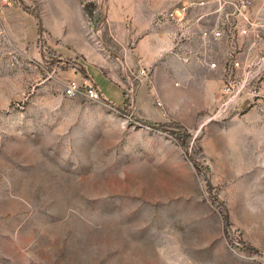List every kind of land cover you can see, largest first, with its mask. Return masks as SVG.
I'll list each match as a JSON object with an SVG mask.
<instances>
[{"label":"rangeland","instance_id":"obj_1","mask_svg":"<svg viewBox=\"0 0 264 264\" xmlns=\"http://www.w3.org/2000/svg\"><path fill=\"white\" fill-rule=\"evenodd\" d=\"M13 4L45 33L0 22V264H264V40L229 48L262 75L224 113L229 51L207 72L125 58L119 8L139 0ZM91 44L125 103L95 69L119 105L64 95Z\"/></svg>","mask_w":264,"mask_h":264},{"label":"built area","instance_id":"obj_2","mask_svg":"<svg viewBox=\"0 0 264 264\" xmlns=\"http://www.w3.org/2000/svg\"><path fill=\"white\" fill-rule=\"evenodd\" d=\"M15 1L0 0V4L11 6ZM209 6H211L208 9L209 12H200L198 16H190L191 10L208 8ZM253 10L254 0L185 1L172 10L160 13L155 19V24L165 25L171 23L175 26L176 31L174 33L173 46L169 54H172L184 64H199L213 70L218 67V63L211 61L212 56L208 52V47L212 43L228 38L230 48H233V51L236 50L237 52V39L239 37L250 38L251 36H255V42H252V49L264 40V38L260 37V30L264 29V5L262 10L252 18L251 14ZM211 15L214 18L213 25L200 32V44L203 52H195L186 43L191 41L195 36V26ZM230 51L228 56L230 55L231 59L226 61L224 69L225 81L223 93L227 97V100L223 102L220 108L224 113L236 103L242 91L248 86L255 84L262 75V70L258 69L253 73L251 64H243L232 55L233 53L230 54ZM141 74L145 80L151 78V70L148 68H142ZM77 94H83L92 101L106 98L88 74H85L82 80L70 81L64 89L66 97H74Z\"/></svg>","mask_w":264,"mask_h":264},{"label":"crops","instance_id":"obj_3","mask_svg":"<svg viewBox=\"0 0 264 264\" xmlns=\"http://www.w3.org/2000/svg\"><path fill=\"white\" fill-rule=\"evenodd\" d=\"M181 1L188 0H139L140 6H136L134 8H119V23L117 28L119 32H117L120 44H125V46L123 47L125 49V58H128V60H130L129 57L132 56V52H135L134 54L136 56L137 64L141 66L156 65L157 67H166L167 65H170L167 68L175 70L173 68L175 59L172 54L168 53V50H170L173 46L174 33L176 31L175 26L171 23L165 25H157L154 23L153 26L152 23L153 21L155 22V19L159 13H163L174 8L175 5ZM263 5L264 0H254V10L251 14L252 18L262 10ZM28 8L26 6H23V8H19V6H17L16 4H12L11 6H3L2 4H0V22L4 25L5 32L10 35L12 40L38 39L45 33L44 31H40L38 29V19L36 17V13H32L30 11V8ZM209 8H211V6H209L208 8L193 9L190 12V16H198L200 12H209ZM213 20L214 18L211 15L210 17L199 23L197 26H195V36L191 41L186 43V45L190 49L195 52H203V48L200 44V32L205 28H210L214 23ZM130 38L137 40V45L133 50H130L128 52L126 44L127 41L131 40ZM237 43L240 55L242 48H244L245 52H249L252 50L251 39L239 37L237 39ZM229 48L230 41L228 40V38H224L212 43L208 47V52L210 53L212 58H214L215 62L221 64L219 61H221V59L226 56ZM94 51H97V54H99V51L96 50L92 44L90 45V48H86L85 50L86 55H88V57L91 59V62L86 61L87 66L84 64L86 66V74L92 77L95 84L102 91L108 101H110L114 105L125 103L127 97L124 96L121 92L119 83L112 75L109 74V72L113 68V65L108 59H106L107 61H105L103 55L101 60L100 57H97L95 55ZM185 65L186 66H184V68L188 70H192L194 66H199L195 64ZM92 69L102 72L109 80L112 81L113 84L116 85V87L119 88V93L117 96H122V103L120 102L118 104L114 102L115 99H111V97L103 90L97 79L94 77ZM202 70L206 72L213 71L207 67H203Z\"/></svg>","mask_w":264,"mask_h":264},{"label":"trees","instance_id":"obj_4","mask_svg":"<svg viewBox=\"0 0 264 264\" xmlns=\"http://www.w3.org/2000/svg\"><path fill=\"white\" fill-rule=\"evenodd\" d=\"M140 121V120H139ZM148 125L154 127V128H165V126L163 125H160V124H157V123H154V122H146Z\"/></svg>","mask_w":264,"mask_h":264}]
</instances>
